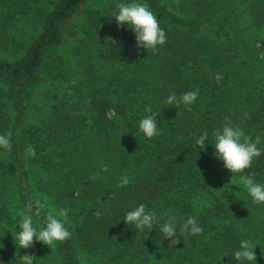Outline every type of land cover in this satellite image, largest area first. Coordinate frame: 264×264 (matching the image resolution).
I'll list each match as a JSON object with an SVG mask.
<instances>
[{"label":"trees","instance_id":"16d2710c","mask_svg":"<svg viewBox=\"0 0 264 264\" xmlns=\"http://www.w3.org/2000/svg\"><path fill=\"white\" fill-rule=\"evenodd\" d=\"M133 2L148 5L166 33L136 59L128 56L135 33L112 17L117 3ZM80 7L68 66L57 49ZM53 81L60 85L37 91ZM193 90L190 106L166 104ZM147 105L160 130L150 139L139 130ZM226 117L259 137L262 151L233 175L211 144ZM9 133L11 150L0 148V264H23L26 253L34 264H239L244 239L257 262L243 264H264V203L241 182L254 173L264 185V0H0V135ZM125 174L131 182L120 187ZM44 197L67 209L71 237L20 248L19 225H6L10 203L26 211ZM140 204L159 223L191 216L203 231H178L170 246L158 226L141 232L123 220Z\"/></svg>","mask_w":264,"mask_h":264},{"label":"clouds","instance_id":"9594fccd","mask_svg":"<svg viewBox=\"0 0 264 264\" xmlns=\"http://www.w3.org/2000/svg\"><path fill=\"white\" fill-rule=\"evenodd\" d=\"M178 3V0H177ZM116 11L112 17H115V22L118 28L127 25L135 33L137 49L157 50L158 45H164L166 42V33L160 28L156 16L149 10L148 5L140 3H117ZM198 90L183 93L177 97L172 93L167 97L166 104L169 106L179 107L181 104L190 106L198 97ZM188 110H191L190 107ZM145 112L149 113L139 122V130L146 138H152L160 134L157 127L158 113L153 111L151 105L145 107ZM245 118L248 114L245 113ZM226 123L221 130H216L212 133L215 138L211 143L215 152L214 156L223 161L225 169L229 170L232 175L241 173L249 168L253 159L262 154L257 145L260 143V138L257 137L255 142L250 137L246 136L243 130L239 127H233L231 121L226 117ZM10 133L0 135V148L7 151L11 150ZM208 132H204L195 141L194 146H199V149H205V142L208 140ZM29 156L35 157V149L29 146L26 149ZM107 165H102L99 172L95 173L90 179L96 180L99 178L100 172H106ZM254 173L248 176H242L241 182L245 185L249 195L254 203H264V185L256 183ZM131 182L127 174L123 175L118 186L124 187ZM46 208L45 203L36 200L34 205L29 204L26 212L20 213L19 220L16 222L19 225V230L16 234L20 248L30 249L35 242H42L51 247L54 242H63L71 237V233L65 228L64 222L67 220V209L61 208L58 211L49 210L41 217V213ZM97 218L101 213H95ZM33 216L41 221L39 227L33 226ZM128 225H133L138 231L148 230L149 232L158 226L164 238L169 241L170 246L180 243L178 231L180 235H198L202 233V227L197 223L194 217H187L182 222H178V218L174 214H168L162 223L158 222L157 213L155 211H147L144 204L126 213L123 219ZM35 238V240H34ZM254 245L251 241L244 239L240 241L239 249L234 253V260L243 264V262H257V256L254 251ZM35 255L26 253L21 256L23 264H34Z\"/></svg>","mask_w":264,"mask_h":264},{"label":"rangeland","instance_id":"374dc122","mask_svg":"<svg viewBox=\"0 0 264 264\" xmlns=\"http://www.w3.org/2000/svg\"><path fill=\"white\" fill-rule=\"evenodd\" d=\"M83 11H84V7H80L77 10V12L66 22V24L64 26V30H63V41L57 49V53L59 55H62L65 57L66 65H68V66L73 65L72 61H74V60L72 59L71 52L74 48V45L76 44L75 40L78 37V35L80 34L79 28H80V21L82 19ZM27 30H29V29H27ZM138 55H139V51L137 49V44L133 43V44L129 45L128 56L130 58L136 59L138 57ZM59 85L60 84L53 81V84L43 85L40 87V89L38 88L37 91L40 92V90H43L46 88H50V89L53 88L54 89L55 87H58ZM228 179H230V178H228ZM230 180L234 181L233 179H230ZM42 201H43V203H45V205H47L49 210H53L54 212L57 211L51 205L50 200L48 198L44 197V198H42ZM10 206H11V210H12V215L9 217L10 219L8 220L6 225L15 227V226H18V223H16V222L20 219L19 218L20 213L26 212V211L21 210L19 208H15L13 203H10ZM33 226L34 227L38 226L37 223L34 222V220H33ZM44 246L49 248V246H47L45 244H44ZM57 262H58V260L55 259V263H57Z\"/></svg>","mask_w":264,"mask_h":264}]
</instances>
